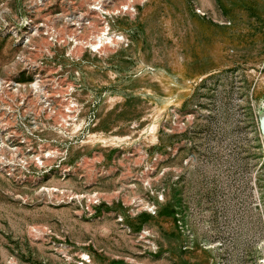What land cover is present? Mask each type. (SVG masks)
Instances as JSON below:
<instances>
[{"label":"rangeland","instance_id":"1","mask_svg":"<svg viewBox=\"0 0 264 264\" xmlns=\"http://www.w3.org/2000/svg\"><path fill=\"white\" fill-rule=\"evenodd\" d=\"M93 1L0 0V76L22 70V40L35 20L38 54L51 43L46 62L79 84L85 117L99 100L86 130L132 136L73 143L65 181L55 174L17 185L0 175V264H90L84 253L94 264H264V0H147L148 10L118 19L128 45L67 56L79 27L69 18ZM175 92L176 102L157 112ZM110 96L114 106L101 111ZM154 122L155 141L146 130ZM57 184L105 192L104 217L36 193ZM139 196L158 213L133 215ZM144 228L156 247L140 237Z\"/></svg>","mask_w":264,"mask_h":264},{"label":"built area","instance_id":"2","mask_svg":"<svg viewBox=\"0 0 264 264\" xmlns=\"http://www.w3.org/2000/svg\"><path fill=\"white\" fill-rule=\"evenodd\" d=\"M125 1L124 12L133 13L147 0ZM104 20L108 21L106 18ZM31 21L38 26V30H29L24 35L22 43L27 45L28 51L21 53L17 61L22 70L0 76V175L17 185L36 183L39 179L55 174L63 181L71 176V145H81L91 132L90 129L86 130V123L80 124V121L83 117L94 121L99 102L98 99L92 101L85 117V108L76 96L79 84L63 78V67L61 73L60 68L51 70L56 68L46 62L54 57L49 45L44 47L42 54H38L40 49L35 39L41 37L42 30L35 20ZM45 27L50 25L46 23ZM87 28L92 32L95 30L92 24ZM83 32L79 29L78 34L84 36ZM121 42L128 45L129 39L124 38ZM110 43L107 42L108 45ZM29 75L30 78L27 77ZM65 77H68V73ZM46 130L52 134L49 139L44 137ZM95 133L99 134L98 131ZM93 138L96 141L90 144L101 143L97 136ZM145 182L147 187H151L150 178H146ZM36 193L44 194L54 203L77 205L87 215L99 219L105 215L101 207L109 200L100 189L80 190L63 184L38 186ZM162 199L163 195L159 200ZM132 200L135 207L131 211L133 215L158 213L155 201L140 196ZM117 220L130 229L129 225L123 224L125 218L122 215H118ZM33 229L34 232L40 230L37 227ZM140 237L156 247L151 229H142Z\"/></svg>","mask_w":264,"mask_h":264},{"label":"bare ground","instance_id":"3","mask_svg":"<svg viewBox=\"0 0 264 264\" xmlns=\"http://www.w3.org/2000/svg\"><path fill=\"white\" fill-rule=\"evenodd\" d=\"M119 1L120 0H94L93 2L90 3L87 11L82 10L76 13L75 16H73L72 18H69L71 20L72 25L78 24L79 27H76L74 31L68 35V39L72 41V44L70 45L66 53L67 56H71V55L74 56L75 55L74 51L78 50L80 51L79 56L76 55V57L80 59V54L83 53L84 49H88L91 52V55L99 54L101 56L102 55L107 56L109 54H113V51H117L120 49V46L122 43L121 41L124 38H127V39L129 38L127 37V34L124 32V30L121 28L120 23L118 24V19L119 20L125 19V16H126V12H124L123 10L124 9L123 6L125 5L124 2L126 1H122L120 4H119ZM145 3L146 2H143L140 5L145 7L146 6ZM110 5L113 6V9L109 7ZM121 5H122V9L120 8ZM40 8L38 7V9ZM137 9H135V11H137ZM148 9H149L148 7H145V10H148ZM105 18L106 19L111 18L113 19L112 21L114 22L110 23L109 20L103 21V19ZM100 23L102 25L98 26ZM90 24H92L95 27V30L90 34L88 38L87 36L86 37L81 36L80 34H82V32L78 34L79 29H81V31H84L87 27H89ZM35 29L38 30V26L31 24L30 31L34 32ZM67 30H68V27L63 28L62 30L59 31V33L61 34L59 39L64 38V36L68 32ZM64 41L66 42L67 40L65 39ZM107 42H111L110 45H108ZM48 45L50 46L51 43H48ZM109 47L111 48V50L107 51ZM178 97H179L178 92L173 93L171 97H167L164 100V106H160L156 108L157 112L159 113L163 112L165 110V107L168 104L176 102ZM115 100H116V97L114 96L108 97L106 101L104 102V104L101 106V111L109 109L112 106H114L113 102H115ZM80 103L81 105H84L82 102ZM82 123L83 124L86 123L84 117L80 121V124ZM99 123H100V119L98 118L97 124L95 125H98ZM80 124H75V125L79 126ZM146 130L147 132L150 133L151 139L153 141L157 140L158 124L156 122L150 124ZM98 132L99 134L95 132L94 133L90 132L88 136L83 140L81 145L77 143L74 144V149H81L84 146H86V144L89 145L90 143H94L96 141L93 138L94 135L98 137L99 142H101L102 145L104 146H107L110 144L119 145L120 142H123L124 140L132 139L131 135H124V136L123 135H112L111 132H106L104 130H100ZM83 256L85 258H88V261L90 264H94L93 259L88 253H84ZM129 261L130 262L128 264H144L134 259H129Z\"/></svg>","mask_w":264,"mask_h":264}]
</instances>
